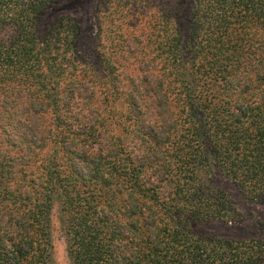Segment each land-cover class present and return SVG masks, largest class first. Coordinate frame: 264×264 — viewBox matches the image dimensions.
I'll use <instances>...</instances> for the list:
<instances>
[{
    "label": "trees",
    "instance_id": "trees-1",
    "mask_svg": "<svg viewBox=\"0 0 264 264\" xmlns=\"http://www.w3.org/2000/svg\"><path fill=\"white\" fill-rule=\"evenodd\" d=\"M61 1L0 0V264H53L54 204L69 264H264L263 240L195 231L240 218L216 172L264 199V0H193L185 40L142 4L140 51L104 34L141 9L104 0L103 77L74 21L40 26Z\"/></svg>",
    "mask_w": 264,
    "mask_h": 264
},
{
    "label": "rangeland",
    "instance_id": "rangeland-1",
    "mask_svg": "<svg viewBox=\"0 0 264 264\" xmlns=\"http://www.w3.org/2000/svg\"><path fill=\"white\" fill-rule=\"evenodd\" d=\"M121 2L133 1L137 8H140L141 15H138L136 22L126 23L127 18L122 17L119 23L107 29L104 34H109L113 29H116L119 34L127 39V43L132 40V36L138 41H130V49L140 51L145 46L144 39L151 33L155 35L156 30L152 29L151 23L155 21L153 17L142 10V4L150 3V6L159 5L157 0H116ZM152 1V2H151ZM104 0H64L56 3L53 8L40 21V26L51 25L60 17L68 18L78 25L77 36V52L82 60L98 73L99 76H104L103 66L104 57H102L100 42L97 41L98 31L102 27V15L98 14L103 8ZM170 7L173 9L174 18L178 20L177 27L183 39H186L187 31V16L192 8L193 0H169ZM168 8L169 6H165ZM121 26L118 30V26ZM4 31L0 29V36L4 35ZM117 33H111L105 40H114ZM126 43V44H127ZM122 62V60H121ZM212 184L227 192L232 201L236 205V209L240 218L236 222H210L196 228L195 231L204 236L224 237L231 240H246L260 239L264 241V199L261 202L248 201L239 192L230 179L216 172L212 176ZM50 232V252L53 264H69L66 256L65 237L62 230V225L59 221V207L54 204L52 209Z\"/></svg>",
    "mask_w": 264,
    "mask_h": 264
}]
</instances>
